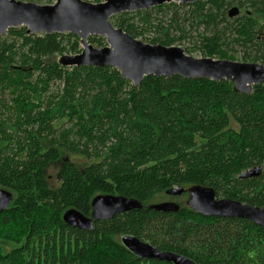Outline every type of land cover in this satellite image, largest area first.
<instances>
[{
    "label": "trees",
    "instance_id": "1",
    "mask_svg": "<svg viewBox=\"0 0 264 264\" xmlns=\"http://www.w3.org/2000/svg\"><path fill=\"white\" fill-rule=\"evenodd\" d=\"M232 7L240 14L230 19ZM111 23L166 47L190 41L193 33L188 55L197 50L200 58L235 61L230 50L236 46L242 62L264 65L260 0L169 3L118 14ZM88 41L106 45L101 37ZM80 51L72 34L28 35L17 27L0 36V188L14 197L0 212V264H172L138 258L122 246V235L195 264H264L263 228L187 206L177 213L117 214L94 221L92 231L63 222L71 208L89 217L99 194L146 206L166 190L192 185L264 209V168L257 178H239L264 165V84L242 94L226 80L174 75L144 77L135 87L115 68L59 64L62 55ZM56 163L58 186L47 175ZM1 242L14 247L3 253Z\"/></svg>",
    "mask_w": 264,
    "mask_h": 264
},
{
    "label": "water",
    "instance_id": "2",
    "mask_svg": "<svg viewBox=\"0 0 264 264\" xmlns=\"http://www.w3.org/2000/svg\"><path fill=\"white\" fill-rule=\"evenodd\" d=\"M201 0H103L90 3L84 0H56L50 5H40L20 0H0V36L10 28L25 27L28 35L72 34L78 37L81 51L74 55H62V67H110L135 87L144 77L170 78L178 75L184 79L206 78L213 81L226 80L233 90L249 94L252 88L264 84V65L237 62L209 57L195 58L179 46L152 45L135 39L115 27L111 18L121 13L148 10L169 3L193 4ZM264 2V0H260ZM238 7L227 11L228 17L239 15ZM89 37L105 38L104 47H94ZM263 166H255L241 173L239 178H257ZM186 193V206L205 217L245 219L264 229V209L228 198H217L212 188L192 185L188 188L174 187L165 191L170 197ZM13 194L0 189V212L13 202ZM177 213L180 205L161 202L143 206L142 202L119 195L99 194L91 201V214L85 216L76 209H68L63 222L78 230L92 231L93 222L109 220L117 214L140 210ZM120 242L130 253L141 259L157 260L172 264H195L192 260L172 252L159 251L149 243L132 235H122Z\"/></svg>",
    "mask_w": 264,
    "mask_h": 264
},
{
    "label": "rangeland",
    "instance_id": "3",
    "mask_svg": "<svg viewBox=\"0 0 264 264\" xmlns=\"http://www.w3.org/2000/svg\"><path fill=\"white\" fill-rule=\"evenodd\" d=\"M45 1L46 0H42L40 3H37V4L45 5ZM84 1L90 2L89 0H84ZM24 2H28V1H24ZM194 37H195V34L192 33L190 35V38L194 39ZM103 39L105 40V38H103ZM192 39L190 41L189 40L188 41H185L183 44L179 45V47H181L183 49L185 47H191L192 46V42L191 41H194ZM80 49H81V45H80ZM230 53L235 56V58H236L235 61L242 62V60H241V57H242V49L234 46L230 50ZM189 55L190 56H193L195 58H200L199 52L197 50H194L193 52L189 53ZM258 64H260V63H258ZM55 89H56V85L53 86V90H55ZM65 158L70 159L71 161H73L75 163H78V164L85 163V160H83L82 158L76 157V156H72V155H69V156L67 155L66 156L65 155ZM60 168H61V164L60 163H56V164L51 165L49 167V169L47 170V175H48L49 179L52 181L51 182L52 185H54V186H58L59 183H60V180H58ZM263 168H264V165H263ZM168 201L176 202L177 204L180 205V207H185L186 206V197L185 196H182V197H179V198H170L167 195H163L161 197H157L154 200H152L150 202V204L161 203V202H168ZM1 244H2L1 248L3 250V253L9 252L14 247V245L11 244V243L1 242Z\"/></svg>",
    "mask_w": 264,
    "mask_h": 264
},
{
    "label": "flooded vegetation",
    "instance_id": "4",
    "mask_svg": "<svg viewBox=\"0 0 264 264\" xmlns=\"http://www.w3.org/2000/svg\"><path fill=\"white\" fill-rule=\"evenodd\" d=\"M50 182H52V181L50 180ZM182 196H185L187 198V194L186 193L182 194L181 196H177V197H170V196H168V197H170V198H179V197H182ZM170 202H173V201H170Z\"/></svg>",
    "mask_w": 264,
    "mask_h": 264
},
{
    "label": "bare ground",
    "instance_id": "5",
    "mask_svg": "<svg viewBox=\"0 0 264 264\" xmlns=\"http://www.w3.org/2000/svg\"><path fill=\"white\" fill-rule=\"evenodd\" d=\"M240 14V13H239Z\"/></svg>",
    "mask_w": 264,
    "mask_h": 264
}]
</instances>
